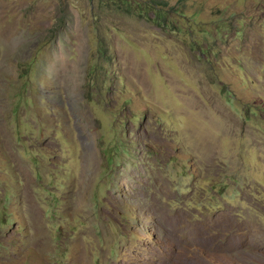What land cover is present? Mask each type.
Here are the masks:
<instances>
[{"label":"rangeland","instance_id":"1","mask_svg":"<svg viewBox=\"0 0 264 264\" xmlns=\"http://www.w3.org/2000/svg\"><path fill=\"white\" fill-rule=\"evenodd\" d=\"M126 2L0 0V264H264V0Z\"/></svg>","mask_w":264,"mask_h":264},{"label":"trees","instance_id":"2","mask_svg":"<svg viewBox=\"0 0 264 264\" xmlns=\"http://www.w3.org/2000/svg\"><path fill=\"white\" fill-rule=\"evenodd\" d=\"M145 4V10L146 12L153 11L155 14H153L152 19H162L164 17V13L168 10H176V7L169 5L168 0H142ZM118 5H124L128 6L129 2H126V0H116ZM144 9V8H143ZM164 20V19H163ZM97 52L100 58H107L108 56V42L107 39L104 37L103 34L99 33L98 39H97Z\"/></svg>","mask_w":264,"mask_h":264}]
</instances>
